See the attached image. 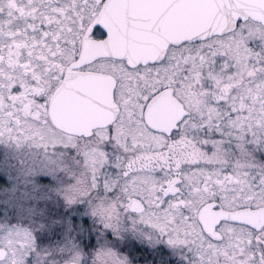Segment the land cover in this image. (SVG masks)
Listing matches in <instances>:
<instances>
[{"label":"snow or ice","instance_id":"6c2138e0","mask_svg":"<svg viewBox=\"0 0 264 264\" xmlns=\"http://www.w3.org/2000/svg\"><path fill=\"white\" fill-rule=\"evenodd\" d=\"M0 138L72 150L79 213L0 264H264V0H0Z\"/></svg>","mask_w":264,"mask_h":264},{"label":"rangeland","instance_id":"374dc122","mask_svg":"<svg viewBox=\"0 0 264 264\" xmlns=\"http://www.w3.org/2000/svg\"><path fill=\"white\" fill-rule=\"evenodd\" d=\"M53 155L69 157L72 156V150L60 146L46 149L28 142L16 143L0 138V230L32 229L34 233H39L38 247L44 249L50 248L57 240L49 231L47 237L52 243L46 241L39 244L45 233L40 228L32 227L38 223L36 215L51 214L55 218L57 213H69L70 219L71 215L79 214L75 205L63 202L60 173L50 172L46 167L48 158Z\"/></svg>","mask_w":264,"mask_h":264},{"label":"flooded vegetation","instance_id":"af4514ba","mask_svg":"<svg viewBox=\"0 0 264 264\" xmlns=\"http://www.w3.org/2000/svg\"><path fill=\"white\" fill-rule=\"evenodd\" d=\"M257 159H264V153H258ZM137 248L139 249L138 251L135 249L132 250V254L135 258L134 264L145 263V257H149L151 264H173L175 260V257L169 253L167 248H163L161 252L155 253L146 244L139 242Z\"/></svg>","mask_w":264,"mask_h":264},{"label":"water","instance_id":"95a60500","mask_svg":"<svg viewBox=\"0 0 264 264\" xmlns=\"http://www.w3.org/2000/svg\"><path fill=\"white\" fill-rule=\"evenodd\" d=\"M63 104H64V107H65V110L71 114L72 112V105H71V101L70 100H65L63 101Z\"/></svg>","mask_w":264,"mask_h":264},{"label":"trees","instance_id":"16d2710c","mask_svg":"<svg viewBox=\"0 0 264 264\" xmlns=\"http://www.w3.org/2000/svg\"><path fill=\"white\" fill-rule=\"evenodd\" d=\"M2 177L0 176V184H1Z\"/></svg>","mask_w":264,"mask_h":264}]
</instances>
